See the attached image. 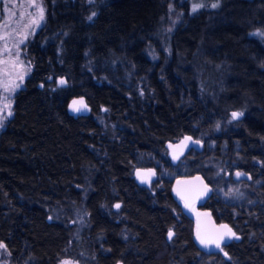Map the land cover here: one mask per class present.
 Segmentation results:
<instances>
[{"label":"trees","instance_id":"1","mask_svg":"<svg viewBox=\"0 0 264 264\" xmlns=\"http://www.w3.org/2000/svg\"><path fill=\"white\" fill-rule=\"evenodd\" d=\"M41 1L0 132V244L27 264L71 249L85 264H264V0ZM184 135L205 150L173 166L164 144ZM195 174L213 188L199 208L239 237L212 255L170 190Z\"/></svg>","mask_w":264,"mask_h":264},{"label":"rangeland","instance_id":"2","mask_svg":"<svg viewBox=\"0 0 264 264\" xmlns=\"http://www.w3.org/2000/svg\"><path fill=\"white\" fill-rule=\"evenodd\" d=\"M33 3L37 6H32ZM206 4L207 0H196L195 6L199 7H196L195 11ZM44 20L45 7L41 0H0V131L12 114L13 97L30 71L25 57L26 44L41 28ZM5 103L10 107L5 108ZM141 170L135 171V177ZM235 191L236 189L231 187L227 194L225 192V196ZM231 195L234 194L231 193ZM220 196H222L221 193ZM58 264L77 263L63 259Z\"/></svg>","mask_w":264,"mask_h":264},{"label":"water","instance_id":"3","mask_svg":"<svg viewBox=\"0 0 264 264\" xmlns=\"http://www.w3.org/2000/svg\"><path fill=\"white\" fill-rule=\"evenodd\" d=\"M76 106L81 114L86 115L89 113V108L81 101L76 102ZM165 146L170 163L176 166L191 150L196 153L203 152L204 142L196 140L190 135H184L173 143L167 142ZM147 176L148 173L146 171H140L137 174L136 182L139 185H144L147 182ZM233 179L236 181L248 180L249 176L237 171L233 174ZM171 194L176 200L183 203L187 214L194 221V240L205 254H216L226 247L229 242L237 240L235 231L228 223L217 224L209 211L193 210L195 204L203 202L212 194V187L206 183L201 175L195 174L193 176L176 178L171 186ZM225 225L227 226L226 228L222 227ZM229 229L231 233L228 232ZM198 236L200 239H197ZM201 240L207 242V246L201 244ZM216 242L220 243L219 248L216 247Z\"/></svg>","mask_w":264,"mask_h":264},{"label":"flooded vegetation","instance_id":"4","mask_svg":"<svg viewBox=\"0 0 264 264\" xmlns=\"http://www.w3.org/2000/svg\"><path fill=\"white\" fill-rule=\"evenodd\" d=\"M71 110L73 111V108L71 107ZM74 112V111H73ZM12 115V114H11ZM11 117V116H10ZM263 128V123L261 124V126H260V128ZM1 132V131H0ZM196 140H198V139H196ZM200 141V140H199ZM203 142V141H202ZM167 143V142H166ZM165 143V144H166ZM171 143H173V142H171ZM165 144H164V147H165V149H166V146H165ZM205 150V144H204V149H203V151ZM202 153V152H201ZM188 154H199V153H196L195 151H193V150H191ZM187 154V155H188ZM166 156H167V149H166ZM185 157V156H184ZM183 157V158H184ZM167 160H168V162L170 163V161H169V159H168V156H167ZM181 161V160H180ZM179 161V162H180ZM171 164V163H170ZM172 165V164H171ZM157 167H153V169H145V170H141V171H146L147 173H148V176H147V182L144 184V185H146V184H148L149 182H151V180L153 179V178H155V175H156V173L158 172L157 171V169H156ZM238 172H240V171H238ZM242 173H244V172H242ZM244 174H246V173H244ZM246 175H248L249 176V179L248 180H242V181H249L250 179H251V177L253 176V174H246ZM176 178H181V176H178V177H175V178H173L172 180H171V186H172V183H173V181L176 179ZM232 179H233V175H232ZM135 181H136V177H135ZM238 181H240V180H238ZM137 183V182H136ZM138 184V183H137ZM170 190H171V188H170ZM223 193H225V191H222ZM212 194H213V188H212ZM211 194V195H212ZM217 195L220 197V194L219 193H217ZM210 198V197H209ZM209 198H207L206 200H204L203 202H201V203H198V204H195L194 206H193V210H195V211H209V210H203V209H200L199 208V206L200 205H204V203L209 199ZM180 202V201H179ZM182 203V202H181ZM116 205H119V204H116ZM182 205H183V203H182ZM115 207V206H114ZM183 207H184V205H183ZM115 208H117V207H115ZM184 210H185V208H184ZM186 211V210H185ZM210 213H211V211H209ZM187 213V212H186ZM214 218V217H213ZM215 222H216V220H215ZM217 224H220V223H225V222H216ZM194 226H195V224H194ZM232 228V227H231ZM233 229V228H232ZM234 230V229H233ZM194 233H195V228H194ZM193 237H194V234H193ZM236 237H238L237 236V234H236ZM195 241V240H194ZM196 243V242H195ZM4 245V244H3ZM197 245V244H196ZM5 246V245H4ZM198 247V246H197ZM198 249L199 250H201L199 247H198ZM1 250V254H0V264H27V261H28V256H27V250L26 249H19V250H17V249H13V248H8V247H3V248H1L0 249ZM79 249H75V250H73V249H71V250H68L69 251V254H67V255H62V256H58L56 259H55V261L54 262H52V263H50V264H58L61 260H63V259H67V260H70V261H74V262H76L77 264H85L84 262H82V258H80V256L79 255H77L76 253H78L77 251H78ZM202 251V250H201ZM72 252V253H71ZM74 252V253H73ZM203 252V251H202ZM93 258V257H92ZM94 260H99V258H95L94 257ZM96 261L94 262V263H88V264H98V263H96ZM100 264H104V263H100ZM118 264H121V263H118Z\"/></svg>","mask_w":264,"mask_h":264},{"label":"snow or ice","instance_id":"5","mask_svg":"<svg viewBox=\"0 0 264 264\" xmlns=\"http://www.w3.org/2000/svg\"><path fill=\"white\" fill-rule=\"evenodd\" d=\"M32 6H37V5H35L34 3H33V5ZM218 5L217 4H213L212 5V7H217ZM13 7H15V5H13ZM196 7H199V6H194V8H193V10L195 11L196 10ZM41 18H42V9H41ZM61 83H64L63 81H61ZM5 99H7V98H5ZM75 103V102H74ZM4 107L5 108H9L10 107V105L9 104H7V103H5V105H4ZM79 109H74V111H78ZM237 113H233V118H236L237 117ZM117 207H119V205H117ZM222 227H227L226 225L225 226H222ZM228 232L229 233H231V230L229 229L228 230ZM232 235H234V234H232ZM171 236H172V233H171V231L169 232V238H171ZM237 239L239 238V237H236ZM197 239H200V237L198 236L197 237ZM201 242V244H204L205 246H207V242H205L204 240H201L200 241ZM3 247H5L3 244H0V248H3ZM216 247L217 248H219L220 247V243L219 242H216Z\"/></svg>","mask_w":264,"mask_h":264}]
</instances>
